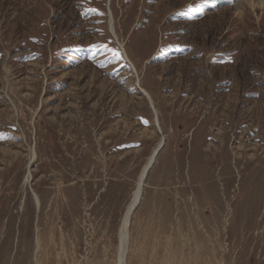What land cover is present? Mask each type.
Instances as JSON below:
<instances>
[{
    "label": "rangeland",
    "instance_id": "1",
    "mask_svg": "<svg viewBox=\"0 0 264 264\" xmlns=\"http://www.w3.org/2000/svg\"><path fill=\"white\" fill-rule=\"evenodd\" d=\"M257 1L0 0V264H264Z\"/></svg>",
    "mask_w": 264,
    "mask_h": 264
},
{
    "label": "bare ground",
    "instance_id": "2",
    "mask_svg": "<svg viewBox=\"0 0 264 264\" xmlns=\"http://www.w3.org/2000/svg\"><path fill=\"white\" fill-rule=\"evenodd\" d=\"M259 4H262V2L260 0L257 1V5H259ZM107 11H108V27H109V30H110V34H113L115 36V38H116V41L118 42L117 36L115 34V31H114V27H113V18H112L111 11L109 9V2L107 4ZM118 45H119V49H121L123 51V55H122L123 58L126 60V62H128L132 66V70L135 73L136 72L135 68L130 63V61L128 60L127 55H126V53L124 51V48L122 46H120V44H118ZM135 84H136L137 89L140 91V93L146 98V100L148 102V105L149 106L150 105L153 106V103L151 102L152 100H151L149 94L147 92H145L144 89H141L140 84H139L138 81H135ZM151 110L153 112L154 125H155V127H157V126L159 127L158 118L156 119L157 121H155V117H158L157 116V111L155 110L154 106H153V108ZM162 139L163 138L160 139L159 144L153 149V153L147 159V163L145 162L144 167L142 168V170H141V172L139 174V177H138V179L136 181V185H135L136 187H135V190L133 192L132 200L129 203V205L127 206L125 215H124V217L122 219L121 226L119 225V227H120L119 228V235H118V239H119L118 249L119 250H118V256H117V264H124V258H125V252H126L125 247H126V243H127V239H128V226H129L130 214L133 211V209L137 206V204H139L138 202L141 199L142 189L145 186V178H146V176H147V174L149 172L150 167H152V163L154 162V158L156 157L157 150L162 144ZM32 156H33L32 159H34V153L33 152H32ZM29 175L30 174H26V179H24V180L28 181V179L30 177ZM35 201H36V204L38 206V202L39 201H38L36 196H35Z\"/></svg>",
    "mask_w": 264,
    "mask_h": 264
},
{
    "label": "water",
    "instance_id": "3",
    "mask_svg": "<svg viewBox=\"0 0 264 264\" xmlns=\"http://www.w3.org/2000/svg\"><path fill=\"white\" fill-rule=\"evenodd\" d=\"M112 36H113V38H114V40H115V43H116V45L119 47V43L116 41V38H115V36L113 35V34H111ZM120 52H121V55H123V51L120 49ZM122 58H123V56H122ZM123 60H124V62L126 63V60L123 58ZM127 64V63H126ZM134 73V72H133ZM152 102V101H151ZM154 106V105H153ZM153 106L152 105H150V107H151V109L153 108ZM157 119V117H155V121H157L156 120ZM156 123V122H155ZM157 129H158V131H159V134H161V132H160V129H159V127L157 126L156 127ZM163 146V142H162V144H161V146H160V148L158 149V150H160L161 149V147Z\"/></svg>",
    "mask_w": 264,
    "mask_h": 264
},
{
    "label": "snow or ice",
    "instance_id": "4",
    "mask_svg": "<svg viewBox=\"0 0 264 264\" xmlns=\"http://www.w3.org/2000/svg\"><path fill=\"white\" fill-rule=\"evenodd\" d=\"M200 9H197V11H199ZM113 56H116V53H113Z\"/></svg>",
    "mask_w": 264,
    "mask_h": 264
}]
</instances>
